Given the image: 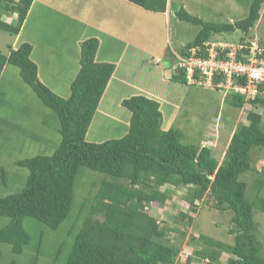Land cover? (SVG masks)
<instances>
[{
  "label": "trees",
  "instance_id": "trees-1",
  "mask_svg": "<svg viewBox=\"0 0 264 264\" xmlns=\"http://www.w3.org/2000/svg\"><path fill=\"white\" fill-rule=\"evenodd\" d=\"M126 1L154 13H164L167 7V0ZM33 2L0 0V31L18 36ZM244 2L246 17L228 23L206 22L184 8L177 10L175 16L179 21L198 27L193 40L181 49V56L200 47V55L205 57L203 45L212 37L224 38L236 31L247 34L259 20L264 0ZM98 49L95 38L80 44L79 67L70 83L68 98L58 96L40 82L37 66L30 59L29 43L9 47L8 55L0 52V77L6 65L17 67L22 81L57 117L60 135V143L50 156L14 162L26 169L28 175L19 193L0 197V217L9 219L0 228V244L9 246L14 255L22 254L30 243L21 224L26 217L56 230L69 214L74 181L79 168L85 167L103 178L92 200L82 205L84 215L77 231L72 232L71 247L63 264H180V250L169 244L167 230L161 228L163 221L145 211L150 204L159 207L166 203L171 195L161 191L165 186L188 189L185 200L190 210L178 216L188 223L191 214L198 210L196 203H208L215 210L232 214L228 231L233 236L231 245L209 237L197 239L204 245L195 252L201 264H221V253L228 255L226 264H264L253 217L255 209L264 214V198L250 200L247 185L240 180L252 170V153L264 150L261 116L254 111L247 113V123L233 132L219 161L209 147L183 144L180 131L162 130L159 104L136 95L120 100V107L130 115L123 137L103 143L87 142V130L116 69L113 61L98 60ZM173 72L172 81L187 85L186 72L177 66V61ZM193 79L198 82L204 77L196 72ZM221 79L214 76L213 84ZM259 91H264L263 85ZM232 104L242 107L243 99L237 98ZM248 104L261 106L264 97L257 95ZM259 185L263 187V180ZM54 255H61L59 249ZM183 264H191L190 257Z\"/></svg>",
  "mask_w": 264,
  "mask_h": 264
},
{
  "label": "rangeland",
  "instance_id": "rangeland-1",
  "mask_svg": "<svg viewBox=\"0 0 264 264\" xmlns=\"http://www.w3.org/2000/svg\"><path fill=\"white\" fill-rule=\"evenodd\" d=\"M96 1L35 0L29 15L30 22L25 25L31 27V23L44 22L34 40L31 39L33 50L30 59L39 66L40 75L44 78L39 80L62 98L69 97L70 83L79 67V45L74 43L77 37L83 41L88 37L96 38L99 42L98 60H113L117 64L87 130V142L103 143L123 137L130 115L120 107V100L136 95L159 104L162 130L180 131L183 144L209 147L219 161L233 132L239 125L247 123L249 111L261 116L264 127V104L253 107L243 102L242 107L233 106L237 98L232 93L224 97L222 91L207 85L172 81L176 64L174 54L177 55L193 40L197 26L174 17L168 24L158 13L130 3L126 4V11L113 7V1L124 0H109V3L102 0V6ZM181 2L189 14L206 22H234L247 15L244 0H172V7ZM180 8L182 5L176 10ZM82 28L85 29V37H82ZM27 31L29 28L20 32L18 37L0 31V52L8 55L9 47L14 49L23 42L30 43ZM50 33H57L61 40L69 37L73 42L66 40L62 48L53 51L52 44L57 35ZM226 36L212 37L210 41L232 47L255 40L260 45L264 44V4L259 20L247 34L236 31ZM58 130L55 114L22 81L18 68L6 65L0 77V197L17 194L25 186L28 171L15 166L14 162L38 155L50 156L60 143ZM251 158L254 160L252 170L243 174L240 180L246 183V194L250 200L264 198V150L253 152ZM102 178L103 175L97 172L79 168L73 184L72 205L64 222L56 230H50L30 217L24 218L21 224L30 237V243L21 255L12 254L9 246L0 244V264H63L71 247L72 232L77 231L83 218V206L92 200ZM261 180L263 187L259 185ZM163 190L171 195L166 203L159 207L150 204L145 211L159 222L163 221L161 228L167 230L169 244L180 250V264L187 257H190L191 264H201L195 255L204 247L197 240L199 237L232 244L233 236L228 233L232 227L229 211L215 210L208 203H196L198 210L191 214L192 219L188 223L187 219L178 217L190 210L185 200L188 189L165 186L161 188ZM253 217L264 256V214L255 209ZM8 222L9 219L0 217V228ZM58 249L61 255L57 258L54 254ZM227 258V254L221 253V264H226Z\"/></svg>",
  "mask_w": 264,
  "mask_h": 264
},
{
  "label": "built area",
  "instance_id": "built-area-1",
  "mask_svg": "<svg viewBox=\"0 0 264 264\" xmlns=\"http://www.w3.org/2000/svg\"><path fill=\"white\" fill-rule=\"evenodd\" d=\"M212 42L209 40L203 45L205 57H201L200 47L189 50L188 56L176 55L177 66L185 70L188 83L216 87L224 97L232 93L245 102L257 95L264 97V91H259V86H264V48L260 43L255 40L232 47ZM196 72L204 77L203 81L195 82ZM216 75L222 79L215 85Z\"/></svg>",
  "mask_w": 264,
  "mask_h": 264
},
{
  "label": "crops",
  "instance_id": "crops-1",
  "mask_svg": "<svg viewBox=\"0 0 264 264\" xmlns=\"http://www.w3.org/2000/svg\"><path fill=\"white\" fill-rule=\"evenodd\" d=\"M35 1V0H34ZM103 1H105V3H109V0H103ZM65 2L67 3V2H69V3H74V0H65ZM123 2V3H122ZM96 3L97 4H99V6H102V0H97L96 1ZM127 3H130V2H128V1H126V0H124V1H120V2H118V1H113V7L114 8H117V9H121V10H123V11H126L127 10ZM33 4H34V2H33ZM130 4H132V3H130ZM132 5H134V4H132ZM179 5H182V7L186 10V11H188L187 10V8H185V5H184V3H179V4H176L175 6H174V8L172 7V0H167V7H166V11L164 12V13H158V15L164 20V21H167V23L169 24V22H170V19H171V17H174V18H176V16H175V13H176V7H178ZM138 7V6H137ZM171 8H173V10L171 9ZM33 10V5H32V7H31V9H30V11H29V13H28V16H27V18L28 19H26V21H25V23H24V25H23V27H22V29H21V31L20 32H22V31H24L25 32V28H29V31H27V35H28V37H29V39H30V45L32 46V50H33V44H32V40L31 39H33L34 40V38H35V35L37 34V33H39V30H40V25L41 24H43L44 22H42V21H40L38 24H34V25H32V23H31V27H25V25L27 24V22H30V20H29V15H30V13H31V11ZM113 14H114V12H112ZM157 14V13H156ZM106 19H108V17L107 18H105V19H103V21H101V23H104V21L106 20ZM29 20V21H28ZM93 28H94V26H93ZM95 29V28H94ZM129 30L131 31V27L129 28ZM81 33L82 34H84V36H82V37H85V29L84 28H82L81 29ZM50 35H57L56 37L58 38L59 37V39H57V38H55L54 39V42H53V44H52V49H53V51L56 49V48H62L64 45L62 44L63 42H66L67 43V41L66 40H68V41H70V42H73V40L72 39H70L69 37H68V35H66L67 37H68V39H64V40H61L60 39V36L57 34V33H50ZM18 37V36H17ZM96 37V36H95ZM89 38V37H88ZM57 39V40H56ZM83 38H78L77 37V39L75 40L74 39V41H76V42H74L75 44H78L79 46H80V44H81V41L83 42V40H82ZM85 39V38H84ZM96 39V38H95ZM50 42H51V40H50ZM49 42V43H50ZM99 43V42H98ZM56 45V46H55ZM79 46L77 47V49L79 50ZM182 46V45H181ZM184 47V46H183ZM182 47V48H183ZM50 52H52V51H50ZM31 56V55H30ZM32 60V59H31ZM79 61V60H78ZM111 60H107V61H101V62H110ZM113 61V60H112ZM32 62H34L33 60H32ZM35 63V62H34ZM113 63L116 65V67H117V64L113 61ZM35 65L37 66V70H38V72H37V75H38V79H41V78H43L41 75H40V71H39V66L35 63ZM76 67V69H77V65L75 66ZM78 71V70H77ZM76 74H77V72H76ZM76 74H74V77L76 76ZM47 77L50 79L51 77L49 76V75H47ZM44 79V78H43ZM74 79V78H73ZM72 79V80H73ZM71 80V81H72ZM41 82V81H40ZM44 84V83H43Z\"/></svg>",
  "mask_w": 264,
  "mask_h": 264
},
{
  "label": "clouds",
  "instance_id": "clouds-1",
  "mask_svg": "<svg viewBox=\"0 0 264 264\" xmlns=\"http://www.w3.org/2000/svg\"><path fill=\"white\" fill-rule=\"evenodd\" d=\"M174 54V53H173ZM177 55H181V53L179 52ZM174 56H175V58H176V55L174 54ZM236 98H240V97H238V96H235ZM240 99H242V98H240ZM243 102H245L244 100H243ZM247 103H249V102H247Z\"/></svg>",
  "mask_w": 264,
  "mask_h": 264
}]
</instances>
